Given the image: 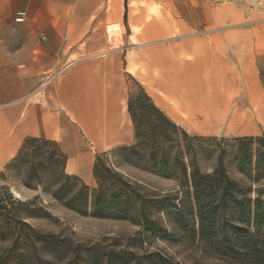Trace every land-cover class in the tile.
Returning a JSON list of instances; mask_svg holds the SVG:
<instances>
[{"label": "crops", "instance_id": "crops-1", "mask_svg": "<svg viewBox=\"0 0 264 264\" xmlns=\"http://www.w3.org/2000/svg\"><path fill=\"white\" fill-rule=\"evenodd\" d=\"M200 3L186 17L178 1L180 34L153 47V22L126 17L124 0H0V162L15 158L26 137L44 138L67 156L69 175L94 185L97 155L137 143L126 76L191 136L264 135V94L249 92L264 70V51L249 50L255 29L217 31ZM115 20L126 40L111 49ZM168 23H155L161 36Z\"/></svg>", "mask_w": 264, "mask_h": 264}, {"label": "rangeland", "instance_id": "rangeland-1", "mask_svg": "<svg viewBox=\"0 0 264 264\" xmlns=\"http://www.w3.org/2000/svg\"><path fill=\"white\" fill-rule=\"evenodd\" d=\"M178 1H185V6L180 9L185 12L186 17L192 12L194 3L199 6L201 2L198 11L201 16L211 18V23L217 31L231 26L255 29L256 34L250 36L249 50L264 51V21L257 15L253 0H124L125 16L131 14L132 18L133 13H136V20L140 22L142 14H146L143 15L146 20L153 22L152 42L155 47L161 42L172 41L181 32L177 24ZM163 18L169 19V36H161L159 26L155 24ZM114 25H119L118 21L110 24L107 32ZM117 27L124 30L121 26ZM138 27L139 23L137 30L134 29L135 35L138 34ZM8 31L9 40L16 41L14 29L9 28ZM2 32L0 28V34ZM125 40L124 35V42ZM133 41L136 40L130 38V42ZM55 75L58 73L47 75L40 83L37 93L42 91ZM126 83L129 98L136 99L140 93V83L131 76H126ZM249 92L264 94V70L256 71V83H249ZM36 98L30 96L27 99L32 102ZM175 137L178 144H168L165 147L171 168L160 169L148 163L150 152L145 143H150L143 140H137L135 145L145 158H137L130 151L110 153L105 157L108 166L124 174L135 185L138 194L147 198L148 201L141 210L149 220L160 227V232L148 231L137 221L136 210L140 209L137 195L132 196L136 209L131 211L127 210L126 203L114 211L107 210V205L103 204L97 208L90 206L88 214L83 215L66 207L69 194L65 196L63 203H60L53 199L50 193L25 187L22 181L26 167L16 171L7 169L16 157L0 162V193H3L2 188L5 187L22 202L36 199L31 207L33 216L25 221L47 238L40 241L28 226L21 224L17 219L21 213L1 217L0 264H240L219 258L206 249L198 238L190 240L189 235L181 230L174 211L150 200L167 199L177 204L182 215L187 217L193 199L186 195L189 188L182 187L185 175L179 161L189 164L191 160H196L203 172L210 173L216 167L217 158L222 151L228 174L240 185L250 189L252 198L257 196V190L264 189V180L258 184L238 172L232 159L233 138L197 137L184 135L181 131L176 132ZM190 171L191 169H188V173ZM82 184L88 186L90 191L98 189L97 183L90 186L80 181H73L71 188L79 189ZM104 197H108L107 192ZM191 226L194 229L195 223Z\"/></svg>", "mask_w": 264, "mask_h": 264}, {"label": "trees", "instance_id": "trees-1", "mask_svg": "<svg viewBox=\"0 0 264 264\" xmlns=\"http://www.w3.org/2000/svg\"><path fill=\"white\" fill-rule=\"evenodd\" d=\"M128 110L138 142L143 140L150 143H145L150 152L148 163L160 169L171 168L165 147L178 144L176 132L188 135L187 132L155 105L141 85L136 99L129 98ZM231 143L234 149L232 159L238 172L260 184L264 180V136L233 138ZM127 151L137 158H145L136 145L97 155L93 174L98 189L92 191L84 184L72 190L73 181H83L67 173L68 158L58 143L52 140L26 137L7 169L16 171L26 167L22 181L25 187L50 193L60 203L69 194L66 207L83 215L88 214L90 206L97 208L103 204L107 205V210L114 211L126 203L127 210L131 211L136 209L132 196L137 195L140 201V209L136 210L137 221L148 231L160 232V227L141 210L147 198L138 194L135 185L124 174L105 163V157L110 153ZM223 156L222 151L216 167L210 173L203 172L196 160H191L189 164L179 161L185 175L182 187L189 188L186 195L193 199L187 217L182 215L177 204L167 199L153 198L150 201L174 211L181 230L189 235L190 240L198 238L206 249L219 258L240 264H264V189L257 190V196L252 198L250 189L230 177ZM188 169H191L189 173ZM2 190L0 218L21 213L17 218L20 223L28 226L40 241L47 240L25 221L33 216L31 207L36 199L22 202L14 197L9 188ZM105 192L107 198L104 197ZM193 222L194 229L191 226Z\"/></svg>", "mask_w": 264, "mask_h": 264}, {"label": "built area", "instance_id": "built-area-1", "mask_svg": "<svg viewBox=\"0 0 264 264\" xmlns=\"http://www.w3.org/2000/svg\"><path fill=\"white\" fill-rule=\"evenodd\" d=\"M253 6L258 16L264 21V0H253ZM107 39L111 49L120 48L124 44V33L120 27H113L107 32ZM57 75L49 80L51 82Z\"/></svg>", "mask_w": 264, "mask_h": 264}]
</instances>
